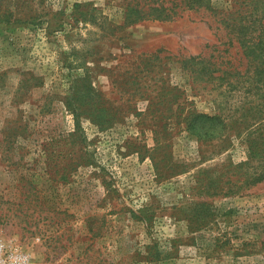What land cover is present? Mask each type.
<instances>
[{"label":"rangeland","instance_id":"obj_1","mask_svg":"<svg viewBox=\"0 0 264 264\" xmlns=\"http://www.w3.org/2000/svg\"><path fill=\"white\" fill-rule=\"evenodd\" d=\"M162 2L0 0V241L30 264H264V180L242 187L264 160L235 123L253 93L167 57L227 48L233 0L132 15Z\"/></svg>","mask_w":264,"mask_h":264},{"label":"trees","instance_id":"obj_2","mask_svg":"<svg viewBox=\"0 0 264 264\" xmlns=\"http://www.w3.org/2000/svg\"><path fill=\"white\" fill-rule=\"evenodd\" d=\"M152 1V0H151ZM173 6H167L162 2V6H153L150 3L148 9L138 8L132 12L136 16V21L146 17H160L162 19L173 20L177 15L181 16L179 8L206 9L217 15L219 10L214 7L213 0H170ZM143 6H146V4ZM152 4V5H151ZM233 9L224 12L218 21L222 22L228 30L229 44L227 48H221L216 43L213 44L214 52L201 50L196 53H182L181 55L170 54L169 59L174 58V62L180 63L181 68L189 74L193 80V87L197 89L218 88L227 85V89H240L244 87L248 95L243 106L238 112H243V121L235 120L236 124L247 123V140L249 142L250 154L253 158L258 157L264 160V0H233ZM179 9V10H178ZM134 19V20H135ZM240 47L232 49L235 41ZM208 46H211L208 44ZM157 51V53H159ZM156 55V54H155ZM158 56V55H157ZM244 67V68H243ZM242 85V87H240ZM177 87H168L166 96L176 97L171 94ZM170 94V95H169ZM259 98L260 101H257ZM263 101V102H262ZM200 116V115H198ZM208 118L223 122L222 112L216 115H206ZM197 116L190 120V129ZM261 119L260 122L250 128L249 119ZM227 127L228 124L223 123ZM249 127V128H248ZM245 129V128H244ZM244 129L238 134H242ZM263 163L252 175H246V181L242 187H249L261 180H264ZM232 187V186H231ZM233 189V187H232Z\"/></svg>","mask_w":264,"mask_h":264},{"label":"built area","instance_id":"obj_3","mask_svg":"<svg viewBox=\"0 0 264 264\" xmlns=\"http://www.w3.org/2000/svg\"><path fill=\"white\" fill-rule=\"evenodd\" d=\"M30 260L18 243L0 241V264H30Z\"/></svg>","mask_w":264,"mask_h":264}]
</instances>
